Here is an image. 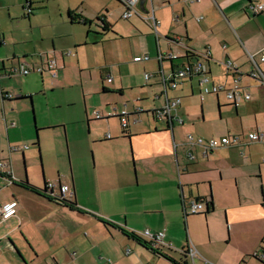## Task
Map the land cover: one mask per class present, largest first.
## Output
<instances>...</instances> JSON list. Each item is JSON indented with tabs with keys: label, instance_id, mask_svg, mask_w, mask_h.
Segmentation results:
<instances>
[{
	"label": "crops",
	"instance_id": "obj_1",
	"mask_svg": "<svg viewBox=\"0 0 264 264\" xmlns=\"http://www.w3.org/2000/svg\"><path fill=\"white\" fill-rule=\"evenodd\" d=\"M146 1L143 4L140 1V5L144 7ZM168 1L173 11L182 12L179 19L182 17L181 21L185 23V34L182 35L184 33L182 30L174 32L173 35L186 38L180 43L173 41V36L167 38L170 43L181 47V50L175 51L170 46L169 50L181 56L177 61L172 62L168 59L160 61L157 58L155 68L157 66L158 71L151 72L156 79L152 82L153 78H151L147 85L163 86V76L169 77L174 67L187 63L185 58L187 46L196 52L210 49L211 57L201 60L208 64L213 81L219 84L230 82L224 62L231 59L240 66L243 72L241 84L252 96L251 100L236 105L226 101L221 103L220 93L216 94L219 111L222 108L227 113L228 119L226 123L218 122L219 125L212 128L211 136L220 138L229 134L247 135L259 129L264 130V85L252 76L255 66L250 59V54L257 53L264 47V11L253 15L246 9L249 0H195L194 3L196 1L198 3H195L197 7L194 10L199 16L202 15L204 20L200 22L195 20L202 25L191 31L183 19L186 11L191 9L184 6V0H177L176 5V0ZM27 4V8L32 9L27 11V17L30 18L34 12L33 4L31 2ZM120 4L123 6L121 2ZM69 13V18L70 15L76 14L77 21L70 18L74 23H81V20L85 19L77 12L73 13L70 10ZM100 19L107 22L106 16ZM3 32L4 30L0 28V46L6 47L9 41ZM15 43L25 45L29 40L20 37L15 39ZM224 44L227 45L226 48H223ZM160 51L165 53L158 43L157 57ZM55 52L57 50L54 46L52 49L42 46L35 48L33 52L29 49L23 52L13 49L12 57L0 59V83L3 78L15 75L12 69L22 62L32 67H35V64L43 67L42 71L48 68L51 60H55L58 65ZM50 53H54L53 58L50 57ZM61 56L64 61L63 52ZM257 60L264 74V63L258 58ZM167 62H170L168 64L170 73L167 70L168 66L165 68L164 65ZM213 67L220 69V73L216 74ZM194 81L198 85L197 78L185 80L178 88L171 89L174 92L172 96L169 93L171 98L181 97L178 112L182 119L184 115L191 116V110L188 107L189 102L184 101L182 97L183 93L177 90L183 91L179 88L189 84L191 95H195ZM116 90L121 97L125 95L123 86H116ZM4 93V91L0 93V161L11 164L16 179L13 184H9L7 176L0 169V204L17 200L18 208L14 216L0 222V264L7 262V259L20 263L21 261L15 256L17 251L25 264H152L156 257L165 260L168 264H176L170 258L182 263L184 258L182 250L188 248L189 244L184 247L183 232L175 230L168 220L185 218L187 221L189 215L185 217V206H188V202L193 199L204 201L206 205L213 203L214 210L206 215L203 214L206 221L215 210L225 209L232 229L233 224L249 223L250 227L245 232L253 238L264 239L262 186L264 185V142L218 148L210 151L207 156L203 155L200 147H195L193 152L196 159L190 160L186 156V136L180 141L176 137L178 133L181 136L185 132L192 133L184 123V119L183 123L168 128L166 123L156 121L151 115L152 108L160 107L165 103L162 90L152 97L151 105L148 107L144 106L142 99L136 100L132 109H128L124 104V108L131 113L128 128H122L118 116L96 118L95 122L102 120L107 122L102 127L95 126L96 132L101 128L108 130L102 137H98L97 134L93 136L96 148L95 168L98 173L91 183L82 182L75 172H72L73 158H71L72 166L70 162L69 171H65L62 177L58 173V179L52 180L54 176H50L49 179L43 173L42 179H37L29 169L27 172L25 163L27 157L24 151H19L22 153L20 157L17 152L10 150L12 143L18 142V139L12 138V135L25 128L27 119L20 113L21 110L16 113L19 119L18 126L13 120V113L9 112L10 109L8 110L6 106L8 102L19 104L26 99L22 95H15L11 99L4 98ZM158 101L162 104L158 105ZM139 107L143 109L142 113L135 112ZM111 110L109 108V111ZM144 114L147 115V120L154 122L152 125L144 120L146 119ZM112 118L120 121L119 127H114ZM221 118L220 115L218 120H222ZM13 122L16 124L12 125ZM108 133H111V138H107ZM118 139L120 140L117 141ZM36 142L37 140L35 144ZM21 159L23 166H20ZM20 167L23 168V174L20 172ZM176 168L179 175L178 185ZM167 172L175 183V189L172 188V191L168 192L169 204H165L166 198L163 195L167 192L158 190L161 199L156 201L151 199L152 193L145 188L149 182L156 183ZM59 180L72 185L75 191L74 206L60 201L51 192H42L46 182ZM165 209L167 213L169 211L168 214L161 213ZM164 216L166 221L163 219ZM146 229L152 232L164 231L165 241L172 243V247L161 246L157 248L159 251L157 252L129 237V233L134 232L147 240L142 235ZM188 241L187 238V243ZM198 246L200 249L203 247L200 243ZM198 246L195 245L200 255L209 260V256L202 250L203 255ZM128 248L131 249L130 253H127ZM256 259L264 264L261 259V261L259 258ZM198 260L200 264H204V261ZM190 261L192 262L189 257V264Z\"/></svg>",
	"mask_w": 264,
	"mask_h": 264
},
{
	"label": "rangeland",
	"instance_id": "obj_2",
	"mask_svg": "<svg viewBox=\"0 0 264 264\" xmlns=\"http://www.w3.org/2000/svg\"><path fill=\"white\" fill-rule=\"evenodd\" d=\"M29 2L33 4L34 9L30 18L27 17ZM168 2L170 1L147 0L144 7L141 5L136 7L131 18L124 19L126 9L118 0H0V28L4 30L3 34L9 41L8 46H0V59L12 57V50L15 48L17 52H23L25 49L33 52L35 48L42 46L51 49L54 46L57 50L55 52L59 67L57 76L54 77L47 67L44 71L38 70L39 66L35 64V72L25 76L15 74L10 78H3L0 83V93L9 92L13 95H22L26 99L19 104L8 102L6 107L13 113V120L18 126L19 119L16 113L21 110L20 113L27 119L25 128L12 135V138L18 139V142H13L12 145H28L24 150L27 157L25 162L27 172L29 169L37 179H42L43 173L46 178L54 176L52 180L58 179V173L62 177L65 171H69L73 158L72 172H75L82 182H92L98 173L95 168L96 148L93 136L97 134L98 137H102L108 130L101 128L96 132L95 126L102 127L107 122H103L104 120L95 122V113L97 111L106 113L114 106L119 111L124 108V104L128 109H132L136 100L141 99L145 107L151 105L152 97L163 90L160 84H153L150 87L145 81L146 72L158 71V67L155 68L158 43L165 52L170 51V46L175 51L181 50V47L170 43L167 38L174 36V32L182 30L184 35L185 23H182V17L179 19L182 12L173 11ZM187 2L184 0V6L189 7L191 11H186V19H183L192 31L202 24L195 21L199 16L194 10L197 7L195 3L198 2L192 3V0ZM70 10L82 15L90 25L72 22L69 18ZM153 14L159 21L158 34L153 29L154 20L144 19ZM102 16H106L107 21L111 23L108 30H105L104 20L100 19ZM20 37L27 38L29 43L16 44L15 39ZM62 52L65 55L64 61ZM50 54L53 58L54 53ZM145 55H150L152 59L134 62L135 56ZM169 63L164 65L165 68L168 66L167 70L170 73ZM213 69L216 74L220 73V69L216 67ZM109 73L114 78L111 83L106 79ZM155 79L151 81L154 82ZM104 86H107L110 92H103ZM116 86H123L125 91L123 97L116 90ZM179 89L183 91L177 92L183 93L184 101L189 102L191 116L184 115L183 119L190 132L212 137V128L219 123H226L228 119L222 108L219 111L216 94L201 97L196 81L193 82L195 94L193 96L189 84ZM169 93L170 96L174 94L172 90ZM220 98L221 103L224 101L233 103L224 92L220 93ZM157 103L162 104L160 101ZM220 115L222 120L219 121ZM144 117L147 123L151 125L154 123L147 120V115ZM112 119L114 127H119L120 121L117 118ZM49 127L50 129H46ZM187 134L188 132H185L181 136L178 133L177 140L185 139ZM37 136L39 146L35 144ZM128 150L131 156L130 145ZM17 153L22 157L21 152ZM21 165L23 166V159L20 160ZM20 168L23 174V168ZM176 174L178 185L177 168ZM174 184L170 173L167 172L156 183L149 182L145 188L152 193L151 199L156 201L161 199L157 191L164 190L167 192L163 194L166 198L165 204H169L168 192L172 191V188L175 189ZM262 186L264 190V185ZM161 213H167V209ZM203 214H189L187 221L185 218L168 220L175 230L183 232L184 247L188 244L189 247L198 246L200 243L203 246L202 249L198 246L200 252L204 250L213 264H241L243 260L242 264H261L254 254L258 253L264 258V239L253 238L245 232L250 227L249 223L233 224L232 229L225 209L215 210L208 216L207 221ZM163 219L165 220V216ZM15 256L20 263L25 264L18 251L15 252ZM197 260L196 263L200 264V260ZM20 263L7 259L4 264ZM152 264L168 263L156 257ZM190 264H194L193 261H190Z\"/></svg>",
	"mask_w": 264,
	"mask_h": 264
},
{
	"label": "built area",
	"instance_id": "obj_3",
	"mask_svg": "<svg viewBox=\"0 0 264 264\" xmlns=\"http://www.w3.org/2000/svg\"><path fill=\"white\" fill-rule=\"evenodd\" d=\"M141 0H120L123 6L126 9V12L123 14L124 19L131 18L135 11L136 7L140 5ZM195 0H192L194 2ZM30 5V4H29ZM248 11H250L253 15H257L264 11V0H249ZM28 10L31 11V8L28 7ZM145 20H154L153 29L156 34H158V25L159 21L157 20L156 16L153 14L152 16L144 17ZM178 19V16L176 17ZM203 19V16L196 17V21L200 22ZM173 41L180 43L185 40L186 37H176L173 36ZM1 42V41H0ZM227 45L224 44L223 48H226ZM187 53L185 58L187 59V63L183 65H178V69H175L169 77L163 76L162 77V84H163V96L165 97V103L160 107H155L150 110L152 117L158 121L167 124L168 128L174 127L176 124L183 123V119L178 112V108L181 103V97L171 98L169 96V90L178 88L183 81L191 80L197 78L198 85L200 88L201 97L207 94H219L224 92L228 99L233 101L234 104H240L244 101L251 100L252 96L248 93L245 88L242 86V75L243 72L240 69L238 63L234 62L231 59H227L224 62V66L227 71V76L230 78V82L225 81L223 84H219L213 81L212 75L209 70V66L206 62L201 60V58L208 59L211 57L212 53L209 50L204 52H196L193 51L190 47H186ZM72 52L70 51L69 54ZM180 54L174 51H168L162 53L161 51L158 54V59L160 61L168 59L170 61H177L180 58ZM264 63V47L259 50L257 53L250 54V59L253 62L255 68L254 71L251 73L252 76L260 81L264 85V74L262 73L258 60ZM150 55L145 56H137L134 58L135 62H141L150 60ZM197 62H194V60ZM49 70L53 73V76L58 75V65L55 60H51L48 64ZM36 70L35 67L29 66L27 63H21L19 66L14 67L12 69L13 74H22L28 75L32 71ZM38 70L42 71L43 67H39ZM154 77L153 73H145V80L149 82L151 78ZM113 77L111 75L107 76V81L112 82ZM4 98H14L15 95L12 93H4ZM136 113H142V108H136ZM130 115L131 113L128 112L125 108L121 110H117L114 107L111 111L104 114L100 111L95 113L97 119L111 117V116H118L121 121V126L123 129L128 128L130 124ZM137 121V120H136ZM16 123L13 122L12 125ZM107 138H111V133H108ZM252 142H264V130L259 129L253 132L248 133L247 135L243 134H229L220 138H206L203 136H197L193 133H188L186 135V147L187 152L186 156L190 160L196 159V155L193 152L195 147H200L203 151V155L207 156L210 151H213L218 148L223 147H234L249 144ZM177 146V144H175ZM28 148V145H11L10 150L11 152H19L24 151ZM0 169L4 171V174L8 178L9 184H13L16 177L12 171L11 164L9 162H4L3 160L0 161ZM47 192H51L52 195L56 196L60 201L66 202H73L75 197V191L71 184L69 183H59L58 181L55 182H47L46 184ZM18 208V201L12 200L9 202H5L0 204V222L5 221L16 214ZM207 205L204 201H200L198 199H193L188 202V206H185V212L187 215H195L199 213H203L206 211ZM143 237L147 239V241L155 248H159L161 246L172 247V243H168L165 241V232L158 231L152 232L149 229H146L142 233ZM131 249L128 248L127 253H130ZM189 257L196 264L197 259H201L204 261V264H213L211 261L204 259L197 248L195 246L188 247ZM257 258L264 261V258H261L258 253L254 254ZM264 256V254H263Z\"/></svg>",
	"mask_w": 264,
	"mask_h": 264
},
{
	"label": "trees",
	"instance_id": "obj_4",
	"mask_svg": "<svg viewBox=\"0 0 264 264\" xmlns=\"http://www.w3.org/2000/svg\"><path fill=\"white\" fill-rule=\"evenodd\" d=\"M247 9V8H246ZM248 10V9H247ZM31 11H32V9H31ZM32 13V12H31ZM70 18L73 20V21H77L76 19V14L75 15H70ZM81 22H83V23H85V24H87V23H89L90 24V22L89 21H87V19H83V20H81ZM106 24V26H107V28H105V30H108L109 28H111V24L109 25V23H108V21L105 23ZM103 89H104V92L105 91H107L108 89H107V87H103ZM28 98H30V96L28 97ZM36 145L37 146H39V139H37V142H36ZM27 183V182H26ZM28 184V183H27ZM46 184H47V182H46ZM34 187V186H33ZM43 190H47L46 189V185H45V188L43 189ZM64 202H66V201H64ZM68 204L70 205V206H74L75 204H74V202H68ZM210 204V205H209ZM212 210H214V207H213V203H207V208H206V211H204L203 213H204V215H206V214H208V213H210ZM188 215H187V213L185 212V217H187ZM128 235V234H127ZM130 235V236H129ZM129 237H131V238H133L134 240H136L138 243H140V244H142L143 246H145V247H149L150 249H152V250H156L157 252H159L158 251V249L157 248H155V247H153L147 240H145L144 238H142L141 236H139L138 234H136V233H134V232H132V233H129ZM182 254H183V256H184V258H183V260H182V263H180V262H177L176 260H173L172 258H170L173 262H175L176 264H189V253H188V248H185V249H183L182 250ZM254 257L255 258H257L255 255H254ZM260 260V259H259ZM261 261V260H260ZM261 262H263V261H261ZM264 263V262H263Z\"/></svg>",
	"mask_w": 264,
	"mask_h": 264
},
{
	"label": "water",
	"instance_id": "obj_5",
	"mask_svg": "<svg viewBox=\"0 0 264 264\" xmlns=\"http://www.w3.org/2000/svg\"><path fill=\"white\" fill-rule=\"evenodd\" d=\"M144 1H145V0H141V4H143ZM171 62H172V61H171ZM194 62H197V60L195 59ZM174 69H178V66L174 67ZM174 69H173V71H174ZM31 103H32V102H31ZM32 104H33V103H32ZM34 121H35V117H34ZM58 182L61 183L60 180H59ZM44 188H45V186H44ZM44 188H43V189H44ZM43 189H42V192H47V190H43Z\"/></svg>",
	"mask_w": 264,
	"mask_h": 264
},
{
	"label": "flooded vegetation",
	"instance_id": "obj_6",
	"mask_svg": "<svg viewBox=\"0 0 264 264\" xmlns=\"http://www.w3.org/2000/svg\"><path fill=\"white\" fill-rule=\"evenodd\" d=\"M103 17V16H102Z\"/></svg>",
	"mask_w": 264,
	"mask_h": 264
}]
</instances>
